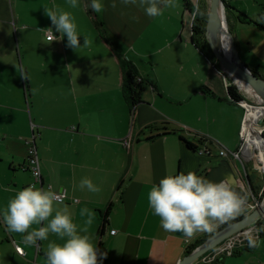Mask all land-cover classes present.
<instances>
[{
	"label": "crops",
	"instance_id": "crops-1",
	"mask_svg": "<svg viewBox=\"0 0 264 264\" xmlns=\"http://www.w3.org/2000/svg\"><path fill=\"white\" fill-rule=\"evenodd\" d=\"M234 1L224 4L234 7L225 6V14L232 16L237 54L248 68L264 75L256 68L264 65V32L239 21L233 11L254 20L261 13L256 8V16L248 14ZM88 2L78 0L79 6L72 8L68 0H0V264H46L49 241L63 243L50 233L47 240L26 245L23 234L8 232L3 222L9 198L33 180L26 168L28 140H33L39 156L42 187L65 192L63 204L54 207L67 206L78 226L86 219L80 216L81 208L94 213L87 234L97 250L100 243L105 247L106 264H178L208 232L180 237L165 231L148 204L152 184L166 174L189 170L203 178V171L208 173L218 158L233 165L235 178L240 176L236 167L241 172L239 161L219 154L237 149L244 107L228 100L231 77L210 58L209 45L201 48L197 29L209 0H176V8L156 18L121 0H101V13L85 11ZM45 7L70 12L80 44L87 37L90 45L73 50L66 36L46 39L48 28L60 34ZM96 20L143 80L135 105L124 98L122 66L100 38ZM218 72L226 75L224 84ZM200 149H208L210 156L199 154ZM257 175L248 172L245 183L250 191V184L260 187ZM82 178H89L100 191L80 190ZM221 223L213 221L214 228ZM251 232L257 235L256 229ZM263 237L258 235L255 248L243 237L234 239L233 252L212 264H264ZM190 264L205 263L199 257Z\"/></svg>",
	"mask_w": 264,
	"mask_h": 264
},
{
	"label": "clouds",
	"instance_id": "clouds-1",
	"mask_svg": "<svg viewBox=\"0 0 264 264\" xmlns=\"http://www.w3.org/2000/svg\"><path fill=\"white\" fill-rule=\"evenodd\" d=\"M121 3L141 8L152 18L161 17L165 9L178 6L176 0H121ZM68 4L72 8L79 6L78 0H68ZM111 6L116 8L117 5L113 2ZM103 7L101 0H89L83 5L85 11L90 8L94 13H101ZM44 12L60 34L56 36L52 28H48L50 42L66 36L67 46L73 50L90 45L87 37L83 39V45L80 44V34L70 12L58 7H45ZM132 19L138 20L139 17L133 16ZM257 22L264 23V13L259 15ZM21 75L27 79L23 73ZM78 187L80 190L87 188L92 193L100 191L89 178H82ZM147 199L165 231H179L191 237L197 232L213 231V221L224 222L240 215L246 198L226 181L207 180L189 170L187 173L164 175L158 184H152ZM63 200L64 195L38 188L35 184L17 190L2 213L6 230L23 234V243L29 246L47 240L50 233L59 237L63 243L49 241L47 244L46 264H101L105 253L97 250L87 234L93 224L94 213L87 207L81 208L80 216L86 219L82 226H78L67 206L54 207L63 204ZM260 231H264V226L256 230L257 235L251 231L244 233L248 247H259Z\"/></svg>",
	"mask_w": 264,
	"mask_h": 264
},
{
	"label": "water",
	"instance_id": "water-1",
	"mask_svg": "<svg viewBox=\"0 0 264 264\" xmlns=\"http://www.w3.org/2000/svg\"><path fill=\"white\" fill-rule=\"evenodd\" d=\"M208 5L209 7L205 27V39L214 58L228 76L239 82L242 86L252 89L262 99V103L264 104V78L253 73L252 70L248 68V66L240 61L237 54L236 43L230 30H228V33L232 39L233 55L227 58L220 50L217 40V31L220 19V8H222L226 20L224 0H209ZM259 122H262V118L259 119ZM234 172L233 165L227 159H222L219 164L213 166L203 178L214 182H219L222 180L226 181L234 190L245 197L244 190L236 183ZM245 181L248 182V177L245 179ZM263 215L264 201L247 214L234 218L225 226L209 235L202 243L197 245L192 251L183 256L178 264H190L205 254L208 250L223 242L225 239L248 227L255 219ZM175 234L180 237L185 236L179 231L175 232Z\"/></svg>",
	"mask_w": 264,
	"mask_h": 264
},
{
	"label": "built area",
	"instance_id": "built-area-1",
	"mask_svg": "<svg viewBox=\"0 0 264 264\" xmlns=\"http://www.w3.org/2000/svg\"><path fill=\"white\" fill-rule=\"evenodd\" d=\"M46 39L49 40V33L47 32L46 35ZM139 80V77H138ZM239 103L244 107V118H243V122H242V128H241V132H240V140H239V144L238 147L235 151H229V150H225L222 149L220 150L219 154L220 156H224L227 157L231 160H236L239 161L243 171H244V175L242 174V172L239 171L238 167H236V174L238 173V175L240 174V176L242 175L244 178L240 179V176L238 178H236V183L244 190L245 192V197H247V199L249 201L245 202V206L247 205V208H250V210H252L253 208H255L257 205H259L260 203L255 199V196L253 195V193L250 191V189L248 188L247 184L245 183V177H248V170H254L257 172V174H261V176L264 179V170L261 169V163L258 161L257 155L253 152V149L251 147L248 148V150H246V146H247V134L246 131L244 129V124L246 121V117H247V113H248V109L249 107L253 108V107H257V108H261L264 107V104L262 102H259L258 104L255 103H248L246 100H241L239 101ZM262 118V122H259V119ZM261 118H259L255 123L256 126L258 128H260L259 132L261 135V138L263 139V145L261 147L263 153H264V135H263V130H264V116H262ZM259 125L261 127H259ZM34 125L31 123V128L33 129ZM33 140H28L27 141V163H26V168L31 172L32 175V182L29 184H35V185H39L40 188L42 187V182H41V171H40V162H39V156L37 153V150L35 148V145L33 144ZM199 154L201 155H206V156H210V153H206L204 149H200L198 150ZM256 158V159H255ZM249 162V163H246ZM247 164H249L250 166L248 167ZM254 166V167H253ZM260 172V173H259ZM263 173V174H262ZM242 181L245 184V187L242 185V183H240V181ZM48 189H51V186L48 185L47 186ZM246 188L249 189L250 191V195L248 194V191L246 190ZM264 190V182L262 185H260L259 188H257L258 194H262ZM54 191V190H53ZM56 192L58 195H64L65 198V192L64 191H54ZM252 196L253 201H255V203L251 202V199L249 196ZM251 202V203H249ZM264 218H262L260 220V222L262 223ZM251 228V229H250ZM250 228H244L243 230L235 233L234 235L230 236L229 238L225 239L223 242H221L220 244H218L217 246H215L214 248L208 250L205 254H203L200 258L202 260V262H204L205 264H212L214 263L218 256L220 255H225V254H231L233 252V240L234 239H239L240 237H243L244 239V233L248 232V231H252V229H258V227L256 225H254V227H250ZM16 251L19 254H23L24 251L22 249V247L20 246H15Z\"/></svg>",
	"mask_w": 264,
	"mask_h": 264
},
{
	"label": "trees",
	"instance_id": "trees-1",
	"mask_svg": "<svg viewBox=\"0 0 264 264\" xmlns=\"http://www.w3.org/2000/svg\"><path fill=\"white\" fill-rule=\"evenodd\" d=\"M225 6H226V8H230V9L233 8L234 9V7H232L229 2H226ZM236 11H237V18L239 19V21H241L242 23H246V24H252V25L258 27L259 29H261L264 32V23H258L257 20L252 19L251 17L247 16L246 14H244V13L238 11V10H236ZM206 21H207V14L203 15V18L201 19L200 26L197 29V30H199V34L198 35L202 39L201 48H203L204 46L208 47V44H207L206 39H205ZM94 24L98 27V32H99L100 38L102 40H104L105 42H107L112 47V49L115 52V55L118 58V61L120 62L121 66H122V71H123L122 91H123L124 98L126 99L127 103L130 104L131 106L135 105L139 101L140 91L138 89H139V85L143 82L142 78L138 75L136 67L134 66V64L130 60H128V59L123 57L122 52L120 50V47L116 43L114 37L111 34H108L104 29H102V22L100 20H96ZM208 49H209L210 58L215 61L216 59L214 58L210 48H208ZM252 72L257 74L258 76L264 78V75H260L257 71L252 70ZM138 77H139V80H138ZM226 90H227L228 100L230 102L239 103V101L244 99V98H242V95L234 87V85L227 83L226 84ZM263 135H264V130H263ZM185 143L187 144V146L189 148H192V149L196 148V146L193 145L191 142L185 141ZM204 150H205L206 153L207 152L210 153V151L208 149H204ZM203 174L204 175L207 174V170L203 171ZM196 175H198V174H196ZM198 176H201V175H198ZM250 188H251V192L255 196V199L259 202L260 199H261V196L264 194V190H263L262 194L260 195V194H258L257 188L255 186H252L250 184ZM250 211L251 210L249 209L247 211V213L250 212ZM247 213H245V214H247ZM243 215H241V216H243ZM103 216L105 217L104 221H106L107 212H105L103 214ZM230 221L231 220L224 221L218 227L214 228L213 231L208 232L204 237L199 239V241H197L194 244V246L191 247L187 251V253L192 251L197 245L202 243L209 235H211L212 233H214L218 229L222 228L223 226H225ZM253 223H254V221L252 222V224ZM256 226L258 228H260V227L263 226V224L260 222V223H257ZM102 228H103V226H102ZM258 235L260 237L262 235H264L263 231H260L258 233ZM98 251L101 252V253H105L104 258L101 261V264H106V261H105L106 249H105V247L103 246L102 243L99 244Z\"/></svg>",
	"mask_w": 264,
	"mask_h": 264
},
{
	"label": "rangeland",
	"instance_id": "rangeland-1",
	"mask_svg": "<svg viewBox=\"0 0 264 264\" xmlns=\"http://www.w3.org/2000/svg\"><path fill=\"white\" fill-rule=\"evenodd\" d=\"M234 2L237 3L239 6H243V7H245L246 10L248 11V14H249V12H250V14H252V13L254 12V15L256 16V8L259 9V13L262 14V13L264 12V0H235ZM255 2H256V3H255ZM233 12H234V14H237V12H235V11H233ZM230 16H231V13L228 11V12H227V18H226L227 29L230 30V32H231V34H232V36H233V38H234L233 31L231 30L232 28L230 27V26L232 25V24L230 23ZM231 17H232V16H231ZM258 17H259V14H258ZM243 26H247V27H249L248 25H243ZM234 41H235V38H234ZM226 43H228V42H227V33H226ZM228 48H229V47H228ZM260 50H261V53H263V55H264V46H260ZM239 59H240V57H239ZM240 60H241V59H240ZM256 68H259V69H261V70H264V65H263V66H257ZM259 71H260V70H259ZM199 73H200V72H199ZM218 74H219V78H220L222 84H224V81H225V77H226V75H225V74H222V73H220V72H218ZM198 76H199V74L197 75V77H198ZM230 82L233 83L234 85H236V86L238 87V89L240 90V92H241V93L247 98L246 101H247L248 103H255V104H258V102L260 101V98H259V96H257V95L254 94V92L252 91V89H250L249 87L242 86L239 82L234 81L232 78L230 79ZM256 98H258V99H256ZM243 109H244V108H243ZM244 111H245V110H244ZM262 116H264V113L260 116V118H261ZM261 125H264V124H261ZM259 127H261V126L259 125ZM262 132H263V131H262ZM212 151H213V153L216 155L217 148H215V147L212 148ZM254 153H255V151H254ZM255 159H256V158H255ZM221 160H222V158H218L217 160H214L213 163H215V162L218 161L217 164H219V162H220ZM246 163H249V162H246ZM261 165H262V169L264 170V165H263L262 163H261ZM247 166L249 167L250 165L247 164ZM253 167H254V166H253ZM240 170H241L242 174L244 175V171H243V168H242L241 166H240ZM248 172H251V169H249ZM259 173H260V172H259ZM262 174H263V173H262ZM240 179H243V176H242V177L240 176ZM239 181H240V180H239ZM263 182H264L263 177L261 176V174H258V175H257V178H256V183L262 185ZM240 183H242V185L245 187V184H244L242 181H240ZM247 186H248V185H247ZM246 190L248 191V194L250 195L249 189L246 188ZM257 192H258V191H257ZM249 195H248V196H249ZM249 197H250V199H251V202L255 203V201H253V199H252V196H249ZM245 198H246V199H245V202L249 201V200L247 199V197H245ZM263 201H264V194L261 196V199H260L259 203L261 204ZM251 202H249V203H251ZM246 207H247V205H246ZM249 209H250V208H247V210L244 211V214L247 213V211H248ZM241 214H242V212H241ZM262 218H264V215L258 217L257 219H255V220H254V223H253V224L251 223L247 228L253 227V226L256 225L257 223H260V220H261ZM259 219H260V220H259ZM262 223H263V225H264V219H263ZM263 238H264V237H263ZM251 252H253V251H251ZM247 255H248V254H247ZM261 256L264 257V254L261 253ZM252 257H253L254 260L257 259V257H256L255 255H253Z\"/></svg>",
	"mask_w": 264,
	"mask_h": 264
},
{
	"label": "bare ground",
	"instance_id": "bare-ground-1",
	"mask_svg": "<svg viewBox=\"0 0 264 264\" xmlns=\"http://www.w3.org/2000/svg\"><path fill=\"white\" fill-rule=\"evenodd\" d=\"M219 17L220 19H219V25H218V31H217V40H218L220 50L223 52V54L227 58H229L230 56L233 55L232 39L230 38V35L228 33L227 24H226V20H225L222 8H220L219 10ZM226 33H227L228 43H226ZM254 94L257 95L255 92ZM259 102H263L261 98ZM263 113H264V107H261V108L249 107L246 121L244 124L245 125L244 129L247 134L246 139L248 143L246 146V150H248V148L251 147L253 149V152L255 151L258 161L264 165V153L261 149L263 145V139L261 138V135L259 132L260 128H258L255 123ZM261 169H262V165H261Z\"/></svg>",
	"mask_w": 264,
	"mask_h": 264
},
{
	"label": "flooded vegetation",
	"instance_id": "flooded-vegetation-1",
	"mask_svg": "<svg viewBox=\"0 0 264 264\" xmlns=\"http://www.w3.org/2000/svg\"><path fill=\"white\" fill-rule=\"evenodd\" d=\"M246 210H247V207L244 205V206H243V211H242V214H240V215L236 216L235 218H237V217H239V216L243 215V214H244V211H246Z\"/></svg>",
	"mask_w": 264,
	"mask_h": 264
}]
</instances>
